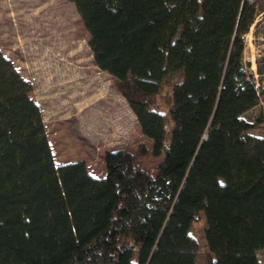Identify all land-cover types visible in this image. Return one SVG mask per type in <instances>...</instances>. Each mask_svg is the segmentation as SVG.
<instances>
[{
    "label": "trees",
    "instance_id": "1",
    "mask_svg": "<svg viewBox=\"0 0 264 264\" xmlns=\"http://www.w3.org/2000/svg\"><path fill=\"white\" fill-rule=\"evenodd\" d=\"M70 1L161 159L152 172L138 142L106 150L100 177L83 160L56 164L38 104L0 50V264H260L264 135L243 117L264 97L242 54L255 3Z\"/></svg>",
    "mask_w": 264,
    "mask_h": 264
},
{
    "label": "rangeland",
    "instance_id": "2",
    "mask_svg": "<svg viewBox=\"0 0 264 264\" xmlns=\"http://www.w3.org/2000/svg\"><path fill=\"white\" fill-rule=\"evenodd\" d=\"M250 1L256 12L243 35L242 54L259 85L260 79L264 82V73L258 72L259 66L264 68V0ZM89 38L70 0H0V50L38 104L55 163L83 160L88 170L102 175L106 150H134L138 142H145L147 152L140 159L155 172L153 165L161 157L152 154V140L141 132L125 99L112 87L113 77L94 63ZM174 80L169 76L166 86ZM243 117L253 124L249 132L264 135V97ZM166 123L168 127L167 116ZM204 228L203 215L190 226L198 242L197 261L207 251ZM257 257L264 264V248Z\"/></svg>",
    "mask_w": 264,
    "mask_h": 264
},
{
    "label": "crops",
    "instance_id": "3",
    "mask_svg": "<svg viewBox=\"0 0 264 264\" xmlns=\"http://www.w3.org/2000/svg\"><path fill=\"white\" fill-rule=\"evenodd\" d=\"M123 97V96H122ZM123 99H124V97H123ZM126 101V100H125ZM127 103V102H126ZM128 105V104H127ZM129 107V106H128ZM92 175H94V176H97V177H100V176H102L101 174H98V173H94V172H92L91 170H88Z\"/></svg>",
    "mask_w": 264,
    "mask_h": 264
}]
</instances>
